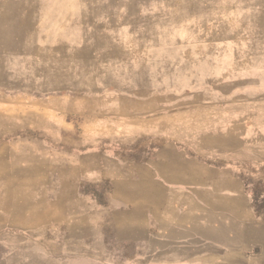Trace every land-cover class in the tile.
Returning a JSON list of instances; mask_svg holds the SVG:
<instances>
[{
    "label": "rangeland",
    "instance_id": "1",
    "mask_svg": "<svg viewBox=\"0 0 264 264\" xmlns=\"http://www.w3.org/2000/svg\"><path fill=\"white\" fill-rule=\"evenodd\" d=\"M258 159L264 0H0V264H264Z\"/></svg>",
    "mask_w": 264,
    "mask_h": 264
},
{
    "label": "crops",
    "instance_id": "2",
    "mask_svg": "<svg viewBox=\"0 0 264 264\" xmlns=\"http://www.w3.org/2000/svg\"><path fill=\"white\" fill-rule=\"evenodd\" d=\"M245 145V144H244ZM242 146L243 148H242V151H241V156H242V154L244 153V155H246V153L248 152V146L247 145H245V146ZM263 160V162H260V161H262ZM258 159L256 162L257 163H263L264 164V159Z\"/></svg>",
    "mask_w": 264,
    "mask_h": 264
}]
</instances>
